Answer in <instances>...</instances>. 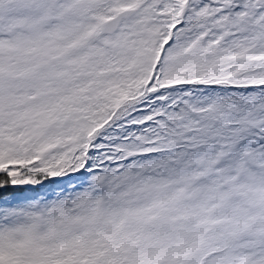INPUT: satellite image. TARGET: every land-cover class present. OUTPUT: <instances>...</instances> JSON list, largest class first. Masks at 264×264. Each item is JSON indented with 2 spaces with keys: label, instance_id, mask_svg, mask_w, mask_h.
Returning <instances> with one entry per match:
<instances>
[{
  "label": "snow or ice",
  "instance_id": "1",
  "mask_svg": "<svg viewBox=\"0 0 264 264\" xmlns=\"http://www.w3.org/2000/svg\"><path fill=\"white\" fill-rule=\"evenodd\" d=\"M0 264H264V0H0Z\"/></svg>",
  "mask_w": 264,
  "mask_h": 264
}]
</instances>
